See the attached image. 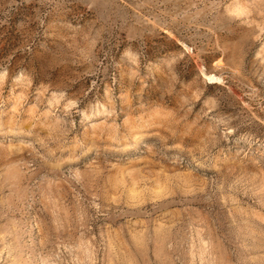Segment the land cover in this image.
<instances>
[{"label":"rangeland","instance_id":"1","mask_svg":"<svg viewBox=\"0 0 264 264\" xmlns=\"http://www.w3.org/2000/svg\"><path fill=\"white\" fill-rule=\"evenodd\" d=\"M0 264H264V0H0Z\"/></svg>","mask_w":264,"mask_h":264},{"label":"bare ground","instance_id":"2","mask_svg":"<svg viewBox=\"0 0 264 264\" xmlns=\"http://www.w3.org/2000/svg\"><path fill=\"white\" fill-rule=\"evenodd\" d=\"M212 79H216L217 77L215 75H211Z\"/></svg>","mask_w":264,"mask_h":264}]
</instances>
